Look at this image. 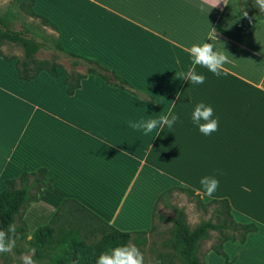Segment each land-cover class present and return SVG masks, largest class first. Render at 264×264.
I'll use <instances>...</instances> for the list:
<instances>
[{"label": "crops", "instance_id": "obj_1", "mask_svg": "<svg viewBox=\"0 0 264 264\" xmlns=\"http://www.w3.org/2000/svg\"><path fill=\"white\" fill-rule=\"evenodd\" d=\"M33 10L56 27L37 33L116 70L148 98L93 73L68 95L64 70L23 80L0 56V187L44 168L56 207L73 198L132 232L150 228L157 197L172 187L224 198L256 227L225 242V253L264 264V18L238 0H35ZM203 42L228 57L219 77L191 62L188 48ZM193 67L203 84L177 78ZM201 101L219 121L210 136L191 120ZM169 111L180 120L158 136L128 126ZM204 176L219 180L212 197Z\"/></svg>", "mask_w": 264, "mask_h": 264}, {"label": "trees", "instance_id": "obj_2", "mask_svg": "<svg viewBox=\"0 0 264 264\" xmlns=\"http://www.w3.org/2000/svg\"><path fill=\"white\" fill-rule=\"evenodd\" d=\"M15 3L18 5V9L24 11L27 15L39 18L43 24L56 28L46 17L33 10L35 0H15ZM252 11L258 17L264 18L263 14L258 13L254 9ZM3 42L17 44L23 50L22 58L7 57L0 53V56L6 61L14 59L17 76L20 79L30 80L42 70L46 71L50 77H56L59 68L64 69L57 59L63 57L71 67V69H64L66 77L63 82L68 95L73 94L75 89L80 86L82 78L86 77L89 73H93L101 77L105 83L111 86L119 87L145 99L148 98L147 95L139 92L126 79L121 77L116 70L105 66L95 59L67 50L59 41H52L39 35L27 25L19 23L12 16L6 14H0V45ZM42 52L50 53V58H38L37 55ZM78 67H83L84 71L78 70ZM38 173L41 175L42 180L47 182L45 187L49 189L51 180L46 177V170L44 168H39L33 172L23 171L18 178L4 180L6 187L0 190V230L7 233L9 225H14L15 217L19 214L26 202L27 193L25 189L13 188L14 184L18 179L22 180L28 175H36ZM180 189L195 193L189 188L180 187ZM169 190L167 189L162 192L157 197L156 202ZM219 200L225 203V210L219 209L216 212L217 225L212 226L210 220H207L199 223L194 228H190L183 224L180 219L176 221V244L180 247V252L186 259V264H201L195 257V250L198 242L206 235L210 227H214L213 229L220 231V237L218 242L213 246V251L224 256L223 243L225 241L243 242L246 235L255 230L256 227L253 223H242L234 219L227 199H211L208 202H204L199 197L198 202L202 206H207L209 203L218 202ZM64 215L71 217V221L67 222V224L70 225L73 232L79 233L83 231L90 239L78 238L76 236L72 238L68 237L65 243L66 257L61 259L59 264H73L74 261H77V264H95V260L101 252L127 244L132 235L131 231L121 230L110 225L76 199L64 198L49 221L34 230L32 234V245L35 248H42L57 242V238L55 237L56 230L58 226L62 225L61 217ZM229 229L238 232V234L236 233L238 237H235L236 235L231 233L228 234L227 230ZM22 230L15 228V234L9 233L8 235L13 240ZM135 232L143 233L146 230Z\"/></svg>", "mask_w": 264, "mask_h": 264}, {"label": "rangeland", "instance_id": "obj_3", "mask_svg": "<svg viewBox=\"0 0 264 264\" xmlns=\"http://www.w3.org/2000/svg\"><path fill=\"white\" fill-rule=\"evenodd\" d=\"M238 1L248 5L251 10L254 9L258 13L264 15V11L259 10L255 0ZM0 14L12 16L13 19L19 23L27 25L30 29L36 32L51 27L43 24L41 19L31 17L24 11L18 9L15 0H0ZM0 53L7 57H23L22 48L19 45L10 42H3L0 45ZM37 57L50 58V53L42 52L39 53ZM57 61L65 70L71 69L69 63L63 57L58 58ZM77 69L84 71L83 67H78ZM46 184L47 182L42 180L39 173L36 175H28L22 180L18 179L14 184L13 188L25 189L27 193L26 202L14 219V227L23 230L13 239L14 247L9 251L0 252V264H24L23 256L25 254L31 255L35 264H59V261L66 257L65 243L67 242L68 237L72 238L76 236L78 238L90 239L83 231L79 233L73 232L70 225L67 224V222L71 221V217L64 215L61 217L62 225L58 226L56 230L55 237L57 238V242L42 248H35L32 245V234L34 230L38 226L46 224L58 207L55 205L57 196L49 195L48 188L45 187ZM5 187L6 186L0 187V190ZM196 194L197 193L181 190L180 187L170 188V190L166 192L158 202L155 201L152 210V222L150 228L143 233L131 231L132 235L129 242L135 244L143 253L144 264H186V259L181 254L180 247L176 244L175 231L177 228L176 221L178 219L190 228H194L199 223L207 220H210L212 226L218 224L216 212L219 211V209L224 211L225 203L219 200L218 202L215 201L209 203L207 206H202L198 202L200 196L199 194H197L198 196ZM135 198L130 197L127 199L128 202L124 206L125 209H129L134 205ZM201 199L204 202L209 201L203 198ZM113 200L114 197H112L111 201L113 202ZM233 217L236 221L241 222L236 216L233 215ZM213 228L214 227L208 228L206 235H204L198 242L195 250V257L197 260L201 264H241L242 262H233V258L236 256L235 250L231 251L230 249L229 252V257L232 261L226 253L224 256L213 251V246L218 242L220 237V231ZM128 230L130 231L132 229ZM227 232L228 234L231 233L236 235L235 237H238V232L232 229L227 230ZM225 242H228L230 245V243H236L239 241L228 240ZM33 250H35L34 253Z\"/></svg>", "mask_w": 264, "mask_h": 264}, {"label": "clouds", "instance_id": "obj_4", "mask_svg": "<svg viewBox=\"0 0 264 264\" xmlns=\"http://www.w3.org/2000/svg\"><path fill=\"white\" fill-rule=\"evenodd\" d=\"M255 3L259 10L264 11V0H255ZM217 5L219 3L214 7ZM243 15L246 17L248 13L245 11ZM188 53L193 65H200L217 77L222 74L223 67L228 59L224 52L216 51L211 42L193 44L188 48ZM177 78L186 80L194 85L203 84L206 80V77L198 74L194 67L190 68L186 73H179ZM180 97L181 93H177L176 100H179ZM172 103L174 104L175 101H172ZM179 120L180 117L178 114H173L169 111L167 114L160 115L158 118L141 119L135 122L129 121L128 126L134 130H142L145 135L159 128L156 134L158 136L165 127L171 129ZM191 120L198 131L204 136H210L213 132L218 131L219 121L217 118H213L212 107L202 101L195 105L191 113ZM199 183L205 195L208 197H212L219 187V180L215 176L201 177ZM9 233L15 234L14 225H9L7 233L0 230V252L9 251L14 247V241L8 235ZM23 261L24 264H35L32 256L28 254L23 256ZM73 264H77V261H74ZM95 264H144V255L135 244L129 242L125 245L101 252L96 258Z\"/></svg>", "mask_w": 264, "mask_h": 264}]
</instances>
